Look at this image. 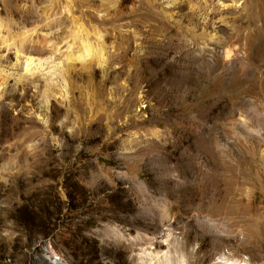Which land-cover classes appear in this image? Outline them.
I'll use <instances>...</instances> for the list:
<instances>
[{
  "label": "rangeland",
  "instance_id": "374dc122",
  "mask_svg": "<svg viewBox=\"0 0 264 264\" xmlns=\"http://www.w3.org/2000/svg\"><path fill=\"white\" fill-rule=\"evenodd\" d=\"M223 258L264 264V0H0V264Z\"/></svg>",
  "mask_w": 264,
  "mask_h": 264
},
{
  "label": "bare ground",
  "instance_id": "6f19581e",
  "mask_svg": "<svg viewBox=\"0 0 264 264\" xmlns=\"http://www.w3.org/2000/svg\"><path fill=\"white\" fill-rule=\"evenodd\" d=\"M171 2V5H175L176 4V0H169ZM73 40L75 43H78V46H76L75 48H73L65 57L64 59L62 60L63 62H66V61H72V60H81L82 58H88L91 56V53H92V47L91 45L87 42V41H84L82 40L78 33H75L74 36H73ZM227 57H229L227 55ZM94 61L96 64L99 65V63L102 61V53L98 50L95 52V58H94ZM33 62V59H31L30 57H28L27 59V64L24 68V74L21 75V78H28V77H31L33 76V73L32 72L34 69V67L32 66V63ZM60 64V63H59ZM65 67H61L59 66V68L57 69L59 71V73L61 74L64 73L65 71ZM142 97V96H140ZM143 109V107L141 108ZM140 109V110H141ZM167 238H169V234L166 235ZM184 260H179V262H177V264H184ZM214 264H248L247 262H240V261H230L229 259L227 258H223L221 259L220 262H216Z\"/></svg>",
  "mask_w": 264,
  "mask_h": 264
}]
</instances>
